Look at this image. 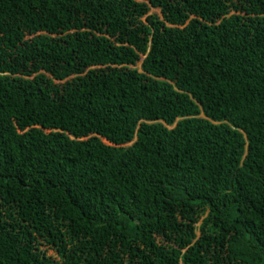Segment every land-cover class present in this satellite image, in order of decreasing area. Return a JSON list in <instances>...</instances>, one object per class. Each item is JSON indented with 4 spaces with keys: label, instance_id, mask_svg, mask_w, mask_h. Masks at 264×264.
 Here are the masks:
<instances>
[{
    "label": "trees",
    "instance_id": "1",
    "mask_svg": "<svg viewBox=\"0 0 264 264\" xmlns=\"http://www.w3.org/2000/svg\"><path fill=\"white\" fill-rule=\"evenodd\" d=\"M0 264H264V0H0Z\"/></svg>",
    "mask_w": 264,
    "mask_h": 264
},
{
    "label": "rangeland",
    "instance_id": "2",
    "mask_svg": "<svg viewBox=\"0 0 264 264\" xmlns=\"http://www.w3.org/2000/svg\"><path fill=\"white\" fill-rule=\"evenodd\" d=\"M152 12H159V11L157 9H152ZM49 253L52 254L53 252L50 251Z\"/></svg>",
    "mask_w": 264,
    "mask_h": 264
}]
</instances>
